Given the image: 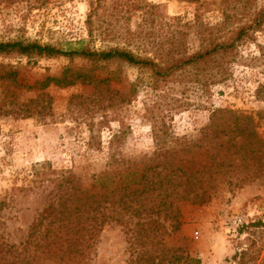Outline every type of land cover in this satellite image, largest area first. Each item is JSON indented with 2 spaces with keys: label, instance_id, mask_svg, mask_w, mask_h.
Masks as SVG:
<instances>
[{
  "label": "rangeland",
  "instance_id": "obj_1",
  "mask_svg": "<svg viewBox=\"0 0 264 264\" xmlns=\"http://www.w3.org/2000/svg\"><path fill=\"white\" fill-rule=\"evenodd\" d=\"M263 8L264 0H0V41L98 52L117 47L165 66L208 50L210 38L228 39ZM246 34L228 55L185 64L158 83L149 70L120 62L0 57V64L19 70L28 84L46 75L59 76L64 69L68 74L85 71L98 81L48 88L51 107L43 115L20 118L0 112V201L7 200L0 210V241H24L56 191L54 183L41 180L53 177L52 169L71 170L86 190L97 187L101 172L117 164L107 148L113 133L123 131L124 138L115 158L136 163L156 149L153 122L157 136L178 150L176 159L198 168L206 157L194 142L212 112L226 109L251 116L264 143V22ZM219 71L224 74L221 80ZM105 79L108 83H101ZM5 89L0 87V98ZM19 93L20 101L34 97L32 92ZM180 139L185 142H177ZM234 160L236 166L219 178L218 192L208 204L176 203L182 225L168 241L178 244L184 238L192 264H236L233 255L250 241L260 250L250 264H264V154L259 163L250 160L246 165L238 155ZM233 214H249L260 226L251 228L250 223L228 233L226 222ZM123 231L116 224L105 226L88 264H126Z\"/></svg>",
  "mask_w": 264,
  "mask_h": 264
},
{
  "label": "trees",
  "instance_id": "obj_2",
  "mask_svg": "<svg viewBox=\"0 0 264 264\" xmlns=\"http://www.w3.org/2000/svg\"><path fill=\"white\" fill-rule=\"evenodd\" d=\"M263 22L264 8L251 24L234 29L228 39L217 41L210 38L208 50L193 54L186 60L175 58L166 62L165 66V62L161 66L152 59L117 47L99 52L87 47L63 50L23 40L0 41V57L35 59L63 56L103 63L120 62L149 70L152 72L151 80L158 83L168 79L185 64L204 63L209 61L208 57L220 59L228 55L235 50L237 42L244 40L250 29L259 28ZM71 73L64 69L59 76L46 75L28 84L20 79L19 70L0 64V87L6 88L0 98V112L20 118L43 115L50 112L51 107V98L46 92L48 88L94 85L97 81L85 71ZM218 78H224L223 72H218ZM108 81L105 79L101 83L107 84ZM22 90L32 92L34 97L18 100ZM106 91L117 94L109 88ZM151 129L155 132L152 140L156 149L151 156H144L136 163L115 158V151L124 138L123 131L112 134L107 148L112 151L110 159L117 164L101 172V181L96 180L95 188L84 189L71 170L52 169L50 173L54 174L53 177L41 178L42 183H54L56 191L51 192V199L29 226L24 241L18 244L0 241V264H88L100 233L110 224L124 229L128 253L126 264L195 263L187 252L184 238L178 244L168 241L182 225V214L176 203L208 204L218 192L219 178L236 166L234 159L237 155L246 165L250 160L259 163L264 154V143L258 137L251 116L226 109L214 110L208 125L201 131V137L194 142L206 157V162L195 168L183 166L176 159L178 150H172L166 139L157 136L153 122ZM181 140L177 142H185ZM125 163H128L126 167ZM24 189L13 188L12 191ZM3 206H7V200L0 201V210ZM259 226L260 222L250 225L251 228ZM255 246L250 241L235 253L233 260L236 264H250V261L256 260L260 250Z\"/></svg>",
  "mask_w": 264,
  "mask_h": 264
},
{
  "label": "built area",
  "instance_id": "obj_3",
  "mask_svg": "<svg viewBox=\"0 0 264 264\" xmlns=\"http://www.w3.org/2000/svg\"><path fill=\"white\" fill-rule=\"evenodd\" d=\"M264 221V220H262ZM254 220L249 214H233L226 222V230L228 233H238L240 229L253 223Z\"/></svg>",
  "mask_w": 264,
  "mask_h": 264
}]
</instances>
